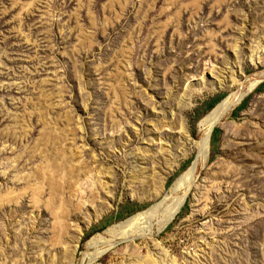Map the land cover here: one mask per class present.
<instances>
[{
  "label": "rangeland",
  "instance_id": "obj_1",
  "mask_svg": "<svg viewBox=\"0 0 264 264\" xmlns=\"http://www.w3.org/2000/svg\"><path fill=\"white\" fill-rule=\"evenodd\" d=\"M253 81L170 224L92 264H264V0H0V264H88Z\"/></svg>",
  "mask_w": 264,
  "mask_h": 264
},
{
  "label": "bare ground",
  "instance_id": "obj_2",
  "mask_svg": "<svg viewBox=\"0 0 264 264\" xmlns=\"http://www.w3.org/2000/svg\"><path fill=\"white\" fill-rule=\"evenodd\" d=\"M259 83L260 81L251 82L248 90L239 97L237 95L238 91L229 93L210 113L200 119L198 127L202 133V137L196 143V157L191 165L173 182L161 202H156L147 210L108 227L105 230V234L111 237L110 240L105 241L102 234L92 237L88 243L90 247H97L100 243H107V247L104 249H96L94 253H86L85 260H87L88 264H92L97 259L106 255L108 251L121 241L132 242L137 239L153 236L163 231L170 224L173 218L180 212L188 193L194 185V175L197 168L199 165H206L209 160L211 153V135L214 127L222 122V119L230 109L242 103L245 96L251 93ZM181 130L185 132L184 123L181 125ZM63 233L67 235L66 232L63 231ZM53 236L55 237V235Z\"/></svg>",
  "mask_w": 264,
  "mask_h": 264
},
{
  "label": "trees",
  "instance_id": "obj_3",
  "mask_svg": "<svg viewBox=\"0 0 264 264\" xmlns=\"http://www.w3.org/2000/svg\"><path fill=\"white\" fill-rule=\"evenodd\" d=\"M222 100H223V99H222ZM222 100H221V101H222ZM221 101H220V102H221ZM217 102H218V98H217V99H214L213 101H211V102L209 103V109H212V110H213V109L215 108V105L217 104ZM220 102H219V103H220ZM219 103H218V104H219ZM218 104H217V105H218ZM217 105H216V106H217ZM246 105H247V99L244 100L243 103L238 107V110H242V109H244V108L246 107ZM212 110H211V111H212ZM211 111H210V112H211ZM210 112H209V113H210ZM205 116H206V115H205ZM205 116H203V117H205ZM203 117H202V118H203ZM218 132H219L218 129H215V130H214V133H215V141L218 140V136H217V135H218ZM130 206H131V204H127V205H126V207H130ZM133 213H134V210L132 209V210H128V211L126 212L125 215H132ZM139 213H140V212H139ZM119 216H120V215H118V217H119Z\"/></svg>",
  "mask_w": 264,
  "mask_h": 264
},
{
  "label": "water",
  "instance_id": "obj_4",
  "mask_svg": "<svg viewBox=\"0 0 264 264\" xmlns=\"http://www.w3.org/2000/svg\"><path fill=\"white\" fill-rule=\"evenodd\" d=\"M214 131V130H213ZM211 139H212V135H211Z\"/></svg>",
  "mask_w": 264,
  "mask_h": 264
}]
</instances>
